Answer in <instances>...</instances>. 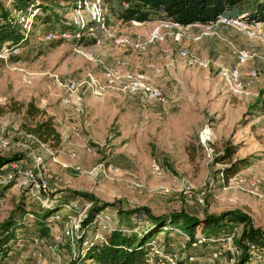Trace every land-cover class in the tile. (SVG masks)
I'll return each instance as SVG.
<instances>
[{
	"label": "rangeland",
	"instance_id": "rangeland-1",
	"mask_svg": "<svg viewBox=\"0 0 264 264\" xmlns=\"http://www.w3.org/2000/svg\"><path fill=\"white\" fill-rule=\"evenodd\" d=\"M74 1L61 2L54 8L60 21L54 12L35 9L40 18L35 19L18 53L4 52L0 56V156H19L0 169V179L7 177L13 182L0 196V221L14 217L18 210L37 213L45 207L53 212L46 223L30 212L24 216L26 231L17 230L16 237H23L25 247L13 248L5 259L7 264H70L84 246L98 242L95 234L106 235L108 232L91 224L83 239L87 245L82 240L77 244L63 238L48 249L55 243L53 235L60 233L65 223L49 220L57 210L61 218L65 217L67 208H60L63 202L77 200L82 207L88 203L89 209L91 204L83 193L106 205L100 213L110 216L113 226L117 222L133 223L138 213L121 215L119 210L139 207L147 208L153 216L181 211L199 220L236 209L249 218L254 228L264 232V48L234 28L241 44L232 48L233 54L230 50L227 62L223 50H208L201 44L204 36L219 37L216 26L198 41L192 39L197 32L189 29V36L180 40L167 34L146 50L136 51L115 42L114 37L145 39L156 20L162 18L140 25L122 23L112 14L114 4H108L107 15L113 36L102 35L101 29L91 24L94 33L84 31L85 38L79 41L60 31L63 19H73ZM257 1L244 0L234 12L253 10ZM1 2L5 8L13 7L12 0ZM82 15L89 17V11ZM49 33L52 36L47 37ZM182 48L190 56L204 59L207 66L186 65L185 58L178 54ZM239 49L254 55L243 66L244 72L255 68L258 75L237 93L218 71L235 64ZM116 58L126 60L125 69L142 73L158 87L166 96L165 102L147 101L139 94L107 92L94 96L85 92L80 114L61 103L64 92L58 79L81 81L88 73L101 76ZM242 81L245 83V75ZM29 102L53 117L61 135L59 146L41 143L26 133L22 127L27 121L24 107H19ZM204 130L208 131L205 143L201 141ZM226 144L235 146L233 161L245 158L249 162L227 183L221 179L223 163L216 159ZM13 162L21 171L40 172L49 188L43 196L44 205L34 196L31 183L23 182L12 170ZM100 164L117 167V174L95 175L93 168ZM153 164L160 170L155 171ZM252 182L254 189L249 185ZM198 197L203 198V204ZM138 221L143 226L149 220L141 215ZM45 225L48 233L42 230ZM236 229L240 231L242 225ZM203 232L208 234L209 229ZM38 251L42 254L39 263L35 259Z\"/></svg>",
	"mask_w": 264,
	"mask_h": 264
},
{
	"label": "built area",
	"instance_id": "built-area-1",
	"mask_svg": "<svg viewBox=\"0 0 264 264\" xmlns=\"http://www.w3.org/2000/svg\"><path fill=\"white\" fill-rule=\"evenodd\" d=\"M119 2L123 7H127L128 3L125 0H75L73 8V19L67 22L73 24L79 31L74 35L79 39L84 31L93 34L94 28L97 26L101 29L102 35L113 36L108 29L106 19L108 18V4H116ZM88 10L89 17H83L82 12ZM247 13H242L236 16H228L222 14L214 22L204 25V29L192 35L194 41L200 40L203 35L209 34L216 29V26L228 25L235 28L242 36L249 41H255L264 48V22H248L246 20ZM20 20L25 22V26L29 29L28 21L31 17L20 16ZM134 25H140L144 22L136 20L131 21ZM92 24V26H91ZM174 29V30H172ZM189 25H180L168 19L156 20V24L147 34L145 39L139 37L129 39L127 37H114L115 42L128 45L136 51H144L146 48L155 42L163 40L167 34H172L175 40H180L182 37L189 36ZM52 36L51 33L47 37ZM98 41V40H97ZM19 47L0 48V56L4 52L18 53ZM178 54L185 58L188 66H207L204 59L192 57L188 54L185 48L179 50ZM253 53L246 49H239L236 52V62L230 67H220L218 74L224 78L229 87L234 92H242L243 87L249 85L250 80L257 77L258 71L255 68H250L244 72L243 66L247 64L253 57ZM126 60L116 58L114 64L105 69L101 76L88 73L85 79L77 80L72 77H65L57 80L58 86L64 92L61 97V103L65 106H72L78 114L83 112V102L85 92H89L94 96H103L107 92L116 94H139L147 101L165 102V94L156 86L151 84L145 76L137 71L128 70L126 68ZM245 75V83L242 81V76ZM73 129L76 131L75 126ZM74 131V132H75ZM207 130H204L201 141H208ZM4 145H7L6 140H2ZM66 165V164H65ZM12 170L18 172L23 178V182H30L35 188L34 196L44 205V195L48 192V184L41 177L40 172L34 169H26L21 171V167L14 162L11 164ZM79 169L78 166L75 167ZM155 171H159L160 167L153 164ZM95 175L111 177L117 174L118 168L105 166L104 164L97 165L93 168ZM138 186V184H135ZM250 187L255 188V182L249 183ZM204 194V191H201ZM261 197L260 194H257ZM200 203H204L202 197H198ZM67 208L65 217L61 218L59 210L55 212L49 220L57 222H65L64 228L60 233L53 235L54 244H49L48 249L54 248L55 244L63 241V238L75 240L77 244L83 241L84 236L91 224L98 225L103 231L110 232L114 226L111 223L110 216L107 214L97 213L91 223L83 228L82 221L86 217L89 204L86 203L82 207L77 200H72L64 203L60 208ZM204 228L196 227L192 233L182 230L176 225L165 224L160 227V230L153 235L147 242V253L145 259L140 264H264V243H256L245 240L238 245L235 239L239 237V233L235 230H226L218 234H205ZM159 232H164L160 235ZM95 240L103 242L106 240V235L100 233L95 234ZM84 245L88 244L83 241ZM25 241L22 236L15 238L13 248L23 249ZM196 250L197 253H196ZM35 259L39 263L42 259V254L38 251L35 254Z\"/></svg>",
	"mask_w": 264,
	"mask_h": 264
},
{
	"label": "trees",
	"instance_id": "trees-1",
	"mask_svg": "<svg viewBox=\"0 0 264 264\" xmlns=\"http://www.w3.org/2000/svg\"><path fill=\"white\" fill-rule=\"evenodd\" d=\"M38 1V2H36ZM71 3L74 0H12L11 8H5L0 0V48L7 44L11 47H20L28 38L30 28L39 19L35 9L44 13L54 12V8L61 6V2ZM127 7H123L119 2L111 6L112 14L116 20L122 23H129L132 20L138 22H147L160 16L162 19H168L180 25L201 24L206 25L214 22L222 14L236 16L234 9L244 0H125ZM254 1V0H253ZM16 12V14L13 13ZM21 13V14H20ZM55 13V12H54ZM20 16L31 17L28 21L29 29L25 22L20 20ZM57 21L58 14H54ZM246 20L248 22H264V0H258L255 8L247 12ZM65 19L61 22V30L75 35L79 28L73 24L66 25ZM109 26V20L106 19ZM73 25V26H72ZM98 30V27L96 26ZM84 34L78 39L83 40ZM24 107V117L27 120L22 127L27 134L41 143H47L52 147H57L61 143V135L56 128L53 117L48 115L45 110L37 107L33 102H29L19 107ZM235 146L231 144L224 145L223 150L217 155V161L223 163L220 170L221 179L227 183L236 173L248 165L245 158L232 160ZM19 156H0L1 167L16 161ZM11 178L0 179V196L5 189L12 184ZM76 196V194H74ZM87 201L90 202V208L86 217L82 221V226L89 225L94 216L105 208L100 200L90 194L83 193ZM65 203V202H63ZM30 211L24 213L18 210L14 217H8L0 221V264H7L5 261L7 255L13 249V243L17 235V230L26 231L27 224L24 222V216ZM18 213V214H17ZM24 213V214H23ZM36 216L40 222L45 221L53 214L52 210L43 207L41 212H30ZM121 215H136L137 219L133 223L123 224L117 222L114 228L106 234V240L84 246L70 264H140L144 261L147 253V242L155 235L162 225H176L184 231L192 233L196 227L208 228L210 234H218L226 230H235L239 232V237L235 243L241 245L245 240L264 243V232L254 228L249 218L240 210H228L219 215H206L203 220H199L184 212H173L169 215L153 216L145 207H139L134 210H119ZM147 217L148 224L139 226L140 216ZM44 223V224H45ZM237 225H242L238 231ZM42 230L48 233V227L45 225ZM12 253V252H11ZM10 253V254H11ZM9 254V255H10Z\"/></svg>",
	"mask_w": 264,
	"mask_h": 264
},
{
	"label": "crops",
	"instance_id": "crops-1",
	"mask_svg": "<svg viewBox=\"0 0 264 264\" xmlns=\"http://www.w3.org/2000/svg\"><path fill=\"white\" fill-rule=\"evenodd\" d=\"M248 11H243V12H234L235 15H239V14H242V13H247ZM145 23V22H144ZM204 28V25H201V24H192V25H189V29L191 30V32H200L202 29ZM200 29V30H199ZM217 30H218V36H204L201 44L202 46H205L208 48V50H219L221 49V51L223 50L224 53H225V60L228 62L230 61V54L232 52L233 54V49L232 48H237V46H240L241 44V41H239V39H241L240 35L237 33V31L231 27V26H228V25H218L217 27ZM235 35L237 36V38L235 37ZM214 37H217L219 38L218 42H217V39L214 38ZM236 38V39H235ZM238 40V41H237ZM256 44V43H255ZM258 48V44L256 46ZM231 50V52H230Z\"/></svg>",
	"mask_w": 264,
	"mask_h": 264
}]
</instances>
